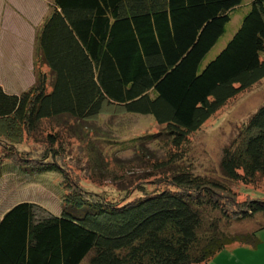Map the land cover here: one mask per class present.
<instances>
[{
  "label": "trees",
  "instance_id": "16d2710c",
  "mask_svg": "<svg viewBox=\"0 0 264 264\" xmlns=\"http://www.w3.org/2000/svg\"><path fill=\"white\" fill-rule=\"evenodd\" d=\"M242 2L51 1L35 29L33 84L19 93L0 84V174L6 160L59 172L63 206L6 209L0 264H206L227 247L259 245L255 230L231 225L264 215V198L239 197L264 176V101L222 148L217 174L186 161L191 134L264 78V0H250L239 28L204 63ZM103 114L151 116L157 127L126 142L100 139L111 154L134 145L146 175L136 180L119 167L102 170V151L92 148L99 172L91 179L121 182L114 193L84 187L64 161L68 120ZM146 145L161 156H144Z\"/></svg>",
  "mask_w": 264,
  "mask_h": 264
},
{
  "label": "rangeland",
  "instance_id": "374dc122",
  "mask_svg": "<svg viewBox=\"0 0 264 264\" xmlns=\"http://www.w3.org/2000/svg\"><path fill=\"white\" fill-rule=\"evenodd\" d=\"M249 2L250 0H243L240 7L231 12L230 21L225 25L224 33L209 50L204 63L212 59L239 28L243 16L248 10ZM7 11L8 17L0 18V81L3 84L5 83V90L8 88L14 91L33 84L36 68L33 64V57L30 59L24 48L16 44L14 40L15 34L21 35V31L27 28L26 24L17 18L14 13L15 10ZM8 41H12V43L8 44ZM18 57L23 60V63ZM19 62L22 64L20 65ZM263 101L264 78L252 88L228 102L207 120L198 131L191 134V140L187 146L186 161L191 162L194 169L201 173L217 174L222 148L233 140L242 122ZM61 124L63 123L61 122ZM67 126L70 127L71 131L69 130L68 134H63V145L66 148L64 161L71 167L73 173L79 177L84 187L93 189L92 186H95L97 189H105L114 193L120 188L121 184V182L115 183L108 176V179H105L97 176V174L94 179H91V174H93L91 169H94L89 163V161H92L90 158L93 155L91 153L92 148L101 149L104 156L103 161L100 155L95 158L104 171L106 166L114 171L118 170L117 167H119L118 173L121 171L126 180H136V177L145 171V166L141 167L142 164H140L133 151L134 145L125 144L126 147L121 146V150L111 154L106 153V150L109 152L111 150L110 148L107 149L101 140L112 138L126 142L128 139L142 135L145 132L155 131L157 127L151 116L139 114L112 116L103 114L96 121L74 122L69 119ZM26 143L30 144L31 142L26 140ZM29 146V148L40 149V143L34 141ZM21 148L27 149L23 145ZM145 148L148 149L144 151L146 153L144 156L153 155L152 158L161 156L160 152L154 147L146 145ZM94 170L99 172L98 169ZM143 176L146 175L142 174L138 178ZM61 179L59 172L37 171L28 165H17L11 160H6L2 165L0 174V217L6 209L21 201L35 203L51 212H59L63 206L62 199L65 192ZM258 183L257 186H247L241 191L239 197L241 199L244 197L264 198V176L259 178ZM231 229L238 232L255 230L256 236L260 239L259 250L258 253L254 252L250 256L246 253V258L248 257L246 261L254 262L256 258L264 260L263 214L234 221ZM244 252H247V250H244Z\"/></svg>",
  "mask_w": 264,
  "mask_h": 264
},
{
  "label": "crops",
  "instance_id": "0c3cea01",
  "mask_svg": "<svg viewBox=\"0 0 264 264\" xmlns=\"http://www.w3.org/2000/svg\"><path fill=\"white\" fill-rule=\"evenodd\" d=\"M51 1L52 0H0V18L8 17L7 10H15L14 13L17 15V18L26 24L27 28L21 31V35L18 33L15 34L16 36L14 37V40L16 44L24 48L25 53L29 54L30 59L33 57L35 29L48 14ZM11 4L17 6H13ZM9 43H12V41H8V44ZM20 61L23 63V60ZM21 62H19L20 65L22 64ZM22 73L24 74L23 70ZM20 78L21 76L19 79ZM0 84L5 89V83L3 84L0 81ZM29 86L25 88H19L14 91H11L7 88L8 90L6 89V91L11 93H19ZM258 248V246L256 248L237 245L230 246L227 247V249L219 252L212 261L206 264H264V260H260L259 258H256L254 262L248 260L246 261V259H248V257L246 258V253L250 256L254 252H257L259 250ZM244 250H247V252H244Z\"/></svg>",
  "mask_w": 264,
  "mask_h": 264
}]
</instances>
